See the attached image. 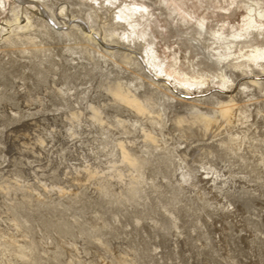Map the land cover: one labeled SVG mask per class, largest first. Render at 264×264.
Returning <instances> with one entry per match:
<instances>
[{
    "label": "rangeland",
    "instance_id": "rangeland-1",
    "mask_svg": "<svg viewBox=\"0 0 264 264\" xmlns=\"http://www.w3.org/2000/svg\"><path fill=\"white\" fill-rule=\"evenodd\" d=\"M254 48L264 0H0V264H264Z\"/></svg>",
    "mask_w": 264,
    "mask_h": 264
},
{
    "label": "bare ground",
    "instance_id": "bare-ground-1",
    "mask_svg": "<svg viewBox=\"0 0 264 264\" xmlns=\"http://www.w3.org/2000/svg\"><path fill=\"white\" fill-rule=\"evenodd\" d=\"M145 7L146 5L144 4L120 2L117 5V16L123 21H125L127 25L133 29L136 26V22L139 20V18H137L136 16L139 15V17H142ZM247 19L248 20L245 23L246 27H248L252 22V19ZM235 35L236 34H232L230 39H235ZM226 46H228V44ZM139 54V62L142 64L144 70L149 74L150 77L161 81L163 84L162 86L166 87L167 90H169L172 94L178 95L186 99L188 98V100H190L189 98L195 95H199L198 91H202L197 90V87H192L193 85H195L194 81L188 80L186 78L179 79L175 76V74H173L172 71L167 68H163L160 62L155 61V56L152 53L150 47H147L143 52ZM251 54L256 57L264 54V51L257 50V48H254ZM218 90H220V87L218 88ZM115 94L120 99V101H123L127 105H130L131 107L138 106L136 100L128 92L119 89L118 92ZM232 104L233 103L223 106L221 109V112L227 117H231L230 114L232 113L231 110L233 109Z\"/></svg>",
    "mask_w": 264,
    "mask_h": 264
}]
</instances>
